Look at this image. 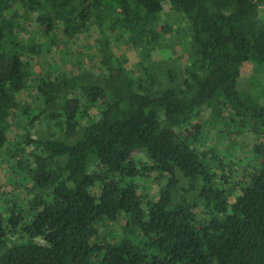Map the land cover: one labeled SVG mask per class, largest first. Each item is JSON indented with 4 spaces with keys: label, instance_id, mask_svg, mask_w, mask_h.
Returning <instances> with one entry per match:
<instances>
[{
    "label": "trees",
    "instance_id": "1",
    "mask_svg": "<svg viewBox=\"0 0 264 264\" xmlns=\"http://www.w3.org/2000/svg\"><path fill=\"white\" fill-rule=\"evenodd\" d=\"M169 1L187 31L163 0H0V264H264V0ZM94 31L100 58L58 72ZM214 127L258 165L209 151Z\"/></svg>",
    "mask_w": 264,
    "mask_h": 264
},
{
    "label": "rangeland",
    "instance_id": "2",
    "mask_svg": "<svg viewBox=\"0 0 264 264\" xmlns=\"http://www.w3.org/2000/svg\"><path fill=\"white\" fill-rule=\"evenodd\" d=\"M160 22L162 24H168L173 26L175 29H178L180 27H184V30L187 31L185 21H184V16L180 13L174 10L171 2L169 0H163V12L161 14V20ZM183 30V34L184 33ZM24 35L26 37L30 36L29 29L24 32ZM185 37V36H184ZM79 42L80 45L77 47L75 50L73 58L67 59L64 54H61V57L57 54L54 53L56 52V48L53 51V54L57 55V67L58 72L62 71H74L77 67V64H75L78 61L81 60H88V56L93 58V61H97L100 58L99 55V44H98V34L97 31L88 33L86 35H82L79 37ZM117 50V48H116ZM117 53L119 57H124L125 60L127 61L126 67L130 69L132 73L135 74L136 77H140L139 73L140 70L137 66L138 63V57H136L134 54H132V50L128 47L125 46H119ZM174 53L176 57H178V62L185 61L186 56L182 53L180 46H177L176 49H174ZM47 54V53H44ZM181 55V56H180ZM123 58V59H124ZM187 59V58H186ZM46 59L44 57L41 58L38 64V71L45 72L46 70L52 69V66H47L45 64ZM81 64V63H80ZM53 67V69H56ZM71 69V70H70ZM250 81L252 83L251 88H250V93L246 96V101L248 104H254L264 98V73H253L250 77ZM30 93L35 92L34 88L29 89ZM207 116H210V112L207 114L201 113L200 116L198 117V120L203 122ZM206 129V128H205ZM18 130L15 128L13 131L10 132V135L12 136V140H14V137L17 134ZM229 132H231V129L225 130L224 128L222 131L216 129H211V132L209 133L206 131L204 133L205 140H203V144H206L209 148V151L212 149L215 154H220V158L223 159V156L225 155L224 152H227L233 156H237V160L240 163L239 169L242 171V169H248L252 170L253 166L255 167L258 165V160H256V157L254 156V136L253 134H250V132H243V134H237V135H230ZM208 136V137H207ZM256 136V135H255ZM261 136V135H260ZM229 138V139H228ZM4 158V159H2ZM0 166L1 169L4 168V171L8 172L9 175H13L12 170L9 167L10 161L6 157H0ZM154 178V177H153ZM151 179L149 181H141L145 192L149 194L151 197H156L159 189L156 186V181L154 179ZM22 182V180L20 181ZM12 188L15 190V195L18 198H21L24 196L23 190L21 187H13ZM119 223H106L105 225H102L101 231L104 233H107L111 230L117 231L119 229Z\"/></svg>",
    "mask_w": 264,
    "mask_h": 264
}]
</instances>
